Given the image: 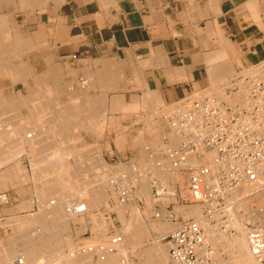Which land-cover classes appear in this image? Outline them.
<instances>
[{
	"label": "crops",
	"instance_id": "obj_1",
	"mask_svg": "<svg viewBox=\"0 0 264 264\" xmlns=\"http://www.w3.org/2000/svg\"><path fill=\"white\" fill-rule=\"evenodd\" d=\"M255 14L264 21V0H0V104L12 109L20 94L40 103L28 110H48L46 96L57 97L54 107L67 108L70 123L88 129L85 142L102 148L131 141L152 120L162 135L175 103L264 61ZM58 125L53 133L64 134Z\"/></svg>",
	"mask_w": 264,
	"mask_h": 264
},
{
	"label": "rangeland",
	"instance_id": "obj_2",
	"mask_svg": "<svg viewBox=\"0 0 264 264\" xmlns=\"http://www.w3.org/2000/svg\"><path fill=\"white\" fill-rule=\"evenodd\" d=\"M254 19H255V22L264 31V21H262L260 19V16L255 14ZM225 82H227V81L225 80ZM225 82H224V80H221V81H219V80L218 81H214L213 80V83H215L216 87H215V85L212 82H211L210 87L213 86V87L218 88L220 90V88H222V86H223V84H225ZM213 87L210 88V89H207V92H209V91L212 92L213 90H214L213 92H216V90H218V89H215V88L213 89ZM32 97H34L35 99L38 98V96H31V99H32ZM47 97H49V96H46V98ZM13 98L18 99L17 100L18 102L14 106V108H12L10 106V108H12L13 110L12 109H7V110H5V112H3L4 110L0 111V130H1V133L4 134V135H2L0 133V135H2L1 139H3L0 142V155L5 158V159H3L4 162H8L7 165L2 170H0V171L3 172L6 169H8V170H6L8 174H6V176L3 177L2 180L0 179L1 182H2V185L0 184V188H2L1 186H3V188L0 189V255H2V250L3 249H5V250L7 249V251H8V248H9V250H12V253L15 255V257L17 256V259L15 257L12 258V263L13 264H19V262H24V264H29V263H31L33 261V259L35 257H41L39 260L42 259L44 263H45V260H46L45 264H49L48 261L52 262L50 264H60L59 262H61V261H62L61 264H96V263L100 264L98 262L100 260L99 259L100 256L98 257V255H100L101 250H102L103 253L106 252V250H107V252L110 251L109 253L113 252L114 256L119 260V261H117L116 264H127L128 260L132 261V262L134 261L133 264H143V262L145 261L143 257H144L145 254H147L146 251H148V253H149V251L151 250V247H152L151 245L152 244L154 245L155 240L157 238L158 239L160 238V243L162 245H166V242H164L163 238H161V237L166 236L167 233L168 234L171 233L172 230H174L176 228V225H177L176 224V220H178V219H180V220H182V219H195L192 216L191 217H189V216L187 217V215H189V214H187L186 212H185L186 214H181L180 210H179L181 208H183V209H190L192 207L198 208L197 206L182 204L181 202H179V200L177 198V196H180V195L181 196H186V194H187V190H182V187L183 188L185 187V185H183V184H185V180H184L185 178L184 177H186V176L183 175V174H179L180 179L183 176L184 179L182 178L181 180H183L184 182L181 181V180H178L175 184H173L171 182L169 185H167V184L161 182V180L159 178H156L157 175H154V173L150 169L152 164L158 165L159 163H161L162 161H165L167 159V158H162L160 156V151L165 149L164 139L167 138V137L169 139H171V137H170L171 135L169 136L168 131H164V133L162 135H158L159 133L157 131H155L157 129L156 128L157 126L153 122V120L151 121L152 122V125H151L152 127L149 126V128L140 131L139 135H137L136 137H133L131 139V141H126L127 143H125V142L121 143L120 139L122 137H117L114 143L106 144V146L103 147L105 149H103L102 146L99 145L98 143L85 142L84 137L82 135L83 131L87 130L85 126H82V125L78 126L77 129L75 130V132L74 131L72 132V129H71V132H65L64 134L56 135V133H53V130H55V129L58 130L59 129L58 122L60 123V121H61L60 119H58V116H56L58 111H55V110L43 111L42 110L43 111L42 112V111H39V110H36V109L35 110H28V108H30V107L31 108L32 107H34V108L36 107L37 108V105L40 106L39 105L40 103L39 104H35L34 101H33V103L32 102H28V103L20 102L19 100L22 99V96L20 94L14 95ZM41 98H42V100L44 99V97H41ZM0 106H4V105L0 104ZM8 111L10 112V114L11 113H13V114L10 115ZM52 111H55V112L53 113ZM36 112L37 113L42 112V113H45V115L42 114L41 119H38V116H37ZM163 114H164V112H163ZM5 116H7V117H5ZM31 116H33L34 118L36 116V119H35L36 121L34 120V118L31 119ZM8 117H10V118H8ZM42 118H45V120L44 119L42 120ZM4 119H5V121H4ZM12 119H13V121H12ZM15 119H16V122L14 123ZM17 121H19L20 124H17ZM76 121H78V120H76ZM26 123H28V124H26ZM34 123H36V124H34ZM48 123H49V125H48ZM74 123H75V120H74ZM147 123H149V121ZM14 124H17L16 128L15 127L12 128L11 125L15 126ZM24 124L26 125L25 128L28 129L29 134L32 135L31 138L33 140H37L36 141L37 144H36V147H35L36 150H34V152L33 151L31 152V151L28 150V148H29L28 144L29 143H27L24 140H21L23 135L18 134V133H14V129H16V131H17L18 129H20L19 128L20 126L24 127L25 126ZM18 125H20V126H18ZM158 125L161 126V124H158ZM22 127H21V130L22 131H23V129L25 130V128H22ZM4 128H6V129H4ZM37 128H38V130H37ZM11 129H12V131H11ZM2 130L3 131L5 130V131L3 132ZM9 130L11 131V133H10ZM5 132H7V134ZM30 132H32V133H30ZM47 132H49V133H47ZM50 132L52 134H50ZM170 134H172V133H170ZM26 136H28V134ZM36 137L37 138L40 137L39 139L44 138L45 140L42 139L40 141L39 139H36ZM16 138L20 139L19 143H21L20 144L21 145L20 146L21 147V149H20L21 151L19 150V152L16 151V147H19V143H17V144L14 143L13 145L10 144V140L11 139H16ZM70 138H72V140ZM138 139H140V141ZM141 139H143V140H141ZM136 140H138V141H136ZM38 141H40V142L38 143ZM42 141L44 143H42ZM179 143H180V141H178L177 144H174L171 141V144H174L173 146H175V147L178 146ZM24 144H26L27 146L26 145L24 146ZM80 144L83 147H81ZM83 144H85V145H83ZM134 144H136V145L134 146ZM88 145L91 146V147H89ZM144 145H145L146 149H145ZM86 146L91 148V149L86 148ZM77 148H79V149H77ZM140 148H141V150H140ZM51 149H53V150H51ZM147 149L149 151H147ZM72 150L76 151V152H73ZM11 151H13V152H11ZM82 151H86V152H84L85 155H84V153H82ZM104 151H107L111 155H114V154H116V155H115V157H113L111 159H105L104 156H103L105 154ZM126 151H130L131 152L129 157L121 158V159H119L117 157V155H122ZM87 152H89V153H87ZM41 153H45V154L43 155ZM4 154H6V155H4ZM53 155H55V157H56V158L54 157L55 159H57V157H59V156H63L62 159H64V160H62V162L65 165L63 164V167H61L60 163H58V165H56V163H55L56 166L53 167L54 169L49 167L50 168L49 169L50 172H49L48 168H47V170L44 169V171L46 170L45 172L47 174L44 172L45 175H41L40 173L43 174V170L41 168H43L45 165H46L45 167H48L47 166V164H48L47 160H50V161L53 160V159H50V158H52L51 156H53ZM80 155H81V157L78 158V156H80ZM83 155L86 158H83L84 157ZM96 155H97V159H96ZM87 156L88 157H92V158H88ZM33 157L36 160L39 159L38 163ZM42 157H43V160H42ZM44 157H45V160H44ZM98 157L99 158L101 157L100 158L101 162H98L100 160ZM141 157H143V158L141 159ZM40 158H41V160H40ZM80 158L81 159H85L86 161H83ZM93 158L95 160H92ZM55 159L53 161H55ZM33 160H34V162H33ZM57 160L55 162H59V160L58 161ZM91 160H92V163L95 162L94 163L95 166L91 163ZM40 162L41 163L43 162L42 164L44 166L41 165ZM45 162L47 164H44ZM88 163H89V165L91 163V166L93 165L92 167H90V169H89ZM102 163H104V164H102ZM106 163L108 164L109 168L111 167L110 170L112 169L111 171L109 170L110 172L106 171V170H108L107 169L108 166H107ZM99 164H100L101 167L98 166ZM16 165H19V169L18 168H16V169L20 170V171L13 170V169H15ZM72 165H73V167H72ZM102 165H103V167H102ZM104 165L107 166L105 168V170H104ZM11 166L12 167L14 166V168L10 169ZM120 166H123L124 168L126 167L128 172H126V169H123L124 170L123 172H125V173H123V174H122V172L118 173L119 171H118L117 167H120ZM60 167L62 169H58ZM81 167H83V168H81ZM63 168H64V170H63ZM132 168L134 170H132ZM128 169H130V170H128ZM145 169H147V171ZM38 170L39 171L41 170V171L36 173V171H38ZM65 170L67 172H70V171L73 172L74 171L75 174L74 173L72 174V172H70V173L64 174L65 177H62V176H64L62 174L66 172ZM99 170H101V171H99ZM51 171H53V172H51ZM114 171H115V173H114ZM18 172H21V173H19L20 175L18 174ZM23 172H25V174ZM100 172H102V173H100ZM16 173H17V175H16ZM59 173H61V174H59ZM99 173H100V175L102 177L99 175ZM106 173L107 174L109 173V175H104ZM10 174H11V176L9 177ZM23 174L25 175L24 178H23V176H24ZM39 174L42 176L41 178H39V176H40ZM78 174H79V176H78ZM119 174H120V176H119ZM50 175H52L53 177L52 178L49 177ZM57 175L59 176V178H58ZM96 175H98L101 178H99L98 176H97L98 177L97 178ZM127 175L131 176V178L128 177ZM37 176H38L39 179L37 178ZM68 176L70 178L69 180H68ZM150 176L151 177L153 176V178H151ZM6 177H8V178H6ZM17 177H19V178H17ZM76 177L78 179H76ZM124 177L126 179H124ZM25 178H27V179H25ZM49 178H51L52 180L49 179ZM64 178H66L67 179V180L65 179L66 182L70 183V184L67 185V183H64L65 182ZM80 178H82L83 180L80 179ZM105 178H107V179H105ZM121 178H123V179H121ZM141 178L142 179H146L147 178L148 181L150 179H152V180L149 181V182H151V184H150L151 188H150V191H149L150 192L149 193V197H150V199H152L154 197L155 200L153 199L151 203L148 202L149 198H146V199L141 198V197L140 198L139 197L135 198V192H137V186H136L137 184L136 183H139V181H141ZM22 179H23L24 182L22 181ZM55 179H58V180H55ZM73 179H75V180L73 181ZM92 179H94V180H92ZM100 179H101L102 183H100ZM103 179L105 181H102ZM25 180H27V181H25ZM38 180H40V181H38ZM62 180H64V182ZM119 180H121V183H120ZM48 181H50V182H48ZM60 181H61V183L63 182V184H60ZM70 181H72V182H70ZM75 181H76L77 184L75 183ZM108 181H110L111 184ZM180 181H181V183L182 182L183 183L181 184V188L179 189L177 187V183L180 182ZM82 182H83V184H82ZM84 182L86 184H84ZM87 182H90V183H87ZM106 182H107V184H105ZM154 182H158L159 184H161L166 189V194L168 193L169 195L167 194L168 196L166 195V197H162L160 199H157V197L155 198V196H154L155 195V191H154V187H153L154 186ZM133 183H135V184H133ZM64 184H66L67 186H69V185L72 186V189H70L71 188L70 186L69 187L65 186V188H64ZM98 184H100V185L104 184V185H101L102 186L101 187ZM49 185H51V186L49 187ZM73 185H75V186H73ZM106 185L108 187H106ZM46 186H48V187H46ZM56 186H58V187H56ZM90 186H95L94 189L100 187V188L96 189L97 193L100 194V195H98L99 199L97 198L98 201H95L96 202L95 203V207L93 206L91 209L86 204L87 197H85L86 192L84 191V188H89ZM109 186H111V190H113L112 192H111ZM129 186H131V187H129ZM168 186H170L171 188H168ZM53 187H55V188H53ZM74 187H75V191L73 190ZM50 189H51V191H50ZM128 189H130V190H128ZM79 190L81 191V194L82 193L83 194L79 195V197H78L76 192H80ZM64 191H66V192H64ZM105 191H106V194H105ZM57 192H59V193H57ZM60 192H61V194H60ZM117 192H120V193H117ZM130 192H133L134 194L130 193ZM43 193H45V194L43 195ZM103 194H104V196H103ZM41 195H43L44 197H46L48 195H50V196H48V198L45 199ZM127 195H128L129 199H127ZM53 196H55V197L53 198ZM80 196H83L84 198L83 197L81 198ZM3 197L5 199H3ZM76 197L79 198V199H77ZM69 198H70V202L72 201V203H68V199ZM64 200H65L66 203L64 202ZM114 200H115L116 204L118 203L117 205H114V203H115ZM156 200H158V201L156 202ZM49 201L51 203H56L57 202V204H58V202L62 201L60 203H63L61 205L63 207H65V210L68 213V214L65 215V217H67V219H70L73 215H75V216L79 215L80 217L79 216L78 217H79V219H81V221L67 220L66 221L67 225H64L63 224L64 221H62L61 224H60L59 221L57 222L56 219H58V218L55 217L56 214H49V216L51 215L50 217L49 216L48 217L45 216L44 213L40 214V212L42 213V212H44V211L46 212L48 210V209H46V205L50 206L49 205L50 204ZM45 203H47V204H45ZM80 203L82 204V206L85 207L86 211H84L82 213H80L78 211L74 212L76 206L80 205ZM135 203H136V205H135ZM146 203H148V204L146 205ZM21 204L25 205L26 207L22 206ZM18 205L21 206V209H20V207ZM27 205L29 206L28 208H27ZM112 205H114V206L112 207ZM23 207H25V209ZM175 207L178 208L177 209L178 211L176 210ZM22 209H23V211H22ZM124 210H125V212H124ZM146 210L147 211L149 210L151 212V214H150L149 211H148L149 212L148 213ZM155 210L159 211L160 213L155 211ZM50 211H53V209H51ZM36 212L37 213L39 212V213L37 214ZM135 212H137V213H135ZM200 213H201V211H200V207H199V215L196 216V217H198V219H199L200 216H202L201 215L202 213L201 214ZM33 214H35V215H33ZM141 214H142V216H141ZM146 214H147V216H146ZM149 214H150V216H149ZM32 215L34 217L38 218V220H39L38 223L41 222L40 224L37 223L35 225L36 227L34 226L36 231H33L34 228H33V230H31L30 223H29L30 221L26 220L27 218H31ZM158 215H161V216L159 217ZM33 216H32V218H33ZM42 216H43V218H41ZM22 218L25 219V221L23 222L24 227H23L22 230L21 229H19V230H21L23 232L18 230L17 223H15V221L17 219H22ZM52 218H54V219H52ZM82 218H83V220H82ZM124 218H126V220ZM146 218H147V220H146ZM157 218H159L161 220V222ZM139 219H141V220H139ZM164 219H166V220H164ZM7 220H11V222H9ZM53 220H55L57 223H59V224H57L58 226L54 225V224H56V222H53ZM158 220H159V222H158ZM137 221H138V223H137ZM140 221L144 222V223L141 224ZM155 221H156V223H155ZM6 222H8V223H6ZM66 222H65V224H66ZM157 222L159 224L158 228H157V226H158ZM163 222H164V224L168 223V225H165V226L170 227V230L162 231L163 225H164V224H162ZM243 222H244V220H243ZM127 223H130V226L127 225ZM145 223H146V225H145ZM154 223L157 226H155ZM160 223L162 224V226H160L161 225ZM8 224H10L11 226L8 225ZM149 224H151V225H149ZM49 225H51V227ZM53 225L56 226L57 229L54 228ZM12 226L13 227L16 226V229H15V227L13 228ZM45 227H48L47 229H50L52 231L47 230ZM58 227H60V229ZM84 227H85V229H84ZM154 227L156 229H158L160 232L158 230H156ZM210 227H212V229L219 230V229H217V227H215L212 224H210ZM83 229H84V231H83ZM212 229L210 230L211 234L214 232V230H212ZM38 231H39V233H38ZM18 232H20L21 234L18 233ZM41 232H45V233H41ZM121 233H123L122 234L123 236L121 235ZM125 234H126V236H125ZM225 234L228 235L230 233L229 232H225ZM24 236L26 238L25 241L31 246L29 253H25L24 252V246L23 245H19L18 244L19 246H16V245H13V242H12V240L17 242L21 238H23ZM37 236H41V237H44V238H45V236L48 237V238H45V239H49L50 238L49 236H51V238L53 239V242L49 243V245H47V248H45L46 249L45 251L41 250V248L39 249L38 247L36 248V246H35L37 241H39V240H37ZM41 237H38V238H41ZM122 237H124L123 241H122ZM152 237L154 238L153 239L154 241L152 240ZM117 238H118V240H117ZM6 241L7 242L9 241V242L7 243ZM96 242H98L99 244H96ZM122 242H124V243L122 244ZM52 244H54V245H52ZM3 246H4V248H3ZM10 247H15V248H13L14 249L13 250V249H10ZM119 247H120V249H119ZM103 249H106V250H103ZM118 249H119V251H118ZM47 251L48 252L51 251L52 253L55 252L54 256H52V254L48 253ZM10 252L11 251H9V253ZM167 253H168V251H167ZM44 254H47V255H44ZM80 255H81V257H80ZM48 256L50 258H47ZM101 256H102V253H101ZM57 257H59V259ZM0 258H1V256H0ZM53 259H55L56 263H55V261ZM59 260H61V261H59ZM25 262H27V263H25ZM252 264H254V262Z\"/></svg>",
	"mask_w": 264,
	"mask_h": 264
},
{
	"label": "built area",
	"instance_id": "obj_3",
	"mask_svg": "<svg viewBox=\"0 0 264 264\" xmlns=\"http://www.w3.org/2000/svg\"><path fill=\"white\" fill-rule=\"evenodd\" d=\"M165 121L168 133L181 138L177 147L165 138L160 151L186 176L187 194L177 198L202 212L198 220H176V228L164 236L171 264H210L215 252L206 237L210 224L234 236L232 224L239 217L253 257L264 264V61L237 73L219 91L203 90L178 101ZM153 187L157 199L166 197L161 184ZM247 203V211L239 208ZM76 211L86 210L77 205Z\"/></svg>",
	"mask_w": 264,
	"mask_h": 264
},
{
	"label": "bare ground",
	"instance_id": "obj_4",
	"mask_svg": "<svg viewBox=\"0 0 264 264\" xmlns=\"http://www.w3.org/2000/svg\"><path fill=\"white\" fill-rule=\"evenodd\" d=\"M9 37V36H8ZM6 40V39H5ZM7 45V44H6ZM20 48V47H19ZM21 49V48H20ZM23 49V48H22ZM24 52H25V50H24ZM17 53V52H16ZM10 55V54H9ZM8 55V56H9ZM9 60V59H8ZM6 61V60H5ZM7 63V62H6ZM148 63V62H147ZM146 63V64H147ZM8 65H10V64H8ZM8 65H6V66H8ZM2 67H4L3 65H1L0 66V68H2ZM87 68V67H86ZM112 68V67H111ZM144 68V67H143ZM6 69H8V68H6ZM89 69V68H88ZM218 69V68H217ZM216 69V70H217ZM225 69V68H224ZM228 69V68H227ZM13 70V69H12ZM87 70V69H86ZM216 70H214V71H216ZM89 72H90V70H88ZM214 71L213 72H210L211 73V76H212V73H214ZM225 71V70H224ZM12 72H14L13 74L14 75H16L15 73V71H12ZM88 72V73H89ZM101 72V71H100ZM138 72V71H137ZM217 72V71H216ZM216 72H215V75H217L216 74ZM223 72V71H222ZM10 73V72H9ZM86 73V72H85ZM87 73V74H88ZM98 73V72H97ZM139 73V72H138ZM10 74H12V73H10ZM86 74V75H87ZM222 74V73H221ZM9 75V74H8ZM7 75V76H8ZM88 75H90V74H88ZM214 75V76H215ZM218 76L220 77V74H218ZM224 76V75H223ZM17 75H16V77H14V79H16L17 80ZM93 77V76H92ZM213 77V76H212ZM90 78H91V76H90ZM221 78V77H220ZM225 78V77H224ZM96 79V78H95ZM137 79V78H136ZM214 79V78H213ZM216 79L218 80V78L215 76V81H216ZM73 81V80H72ZM99 81V80H98ZM134 81V80H133ZM138 81V80H137ZM212 81V80H211ZM221 81V80H220ZM136 82V81H135ZM225 82V81H224ZM212 83H213V81H212ZM226 83V82H225ZM107 84H108V82H107ZM214 85H215V83H213ZM217 84V83H216ZM45 85H47V84H45ZM109 85V84H108ZM107 85V86H108ZM76 86V85H75ZM143 86V85H142ZM222 86V85H221ZM39 87V86H38ZM66 87V86H65ZM104 87H106V86H104ZM213 87V86H212ZM211 87V88H212ZM215 87H216V85H215ZM215 87H213V89L215 88ZM46 89V88H45ZM97 89V88H96ZM108 89H109V87H108ZM215 89H218V88H215ZM221 89V88H220ZM49 90V89H48ZM219 90V89H218ZM218 90H216V91H218ZM214 91V90H213ZM212 91V92H213ZM45 92V91H44ZM88 92V91H87ZM209 92H211V91H209ZM53 93V92H52ZM52 93H50V94H52ZM45 94H46V92H45ZM48 94V93H47ZM54 94H57V93H55L54 92ZM53 94V95H54ZM87 94V93H86ZM153 94V93H152ZM151 94V95H152ZM86 96V95H85ZM104 96H105V94H104ZM67 97V96H66ZM119 97V96H118ZM151 97V96H150ZM154 97V96H153ZM1 99H0V103H5L4 102V100L2 99V97H0ZM48 98V99H47ZM46 99H47V101L45 102V103H48V110L50 109V110H55V111H58V113H57V115L56 116H58L59 118L58 119H60L61 120V122H60V127L61 128H63V130H65L66 132H71V129H72V132L74 131L75 132V130H76V127H74V126H76V124H78V122H75L76 124H71L70 122H71V120L72 119H76V117H75V115H73V114H70V111L67 109V108H64V106L62 105H58V107H54V105L55 104H59L58 103V98L56 97V99L54 98V97H52V96H50L49 95V97H47ZM70 99V98H69ZM73 99V98H72ZM103 99V98H102ZM116 99V98H115ZM114 99V100H115ZM123 99V98H122ZM145 99V98H144ZM33 100V99H32ZM44 100V99H43ZM74 100V99H73ZM104 100V99H103ZM119 100V99H118ZM124 100V99H123ZM133 100V99H132ZM148 100V99H147ZM152 100H154V99H152ZM78 101V100H77ZM76 101V99H75V102H77ZM106 101V100H105ZM135 101V100H134ZM37 102V101H36ZM95 102V101H94ZM139 102V101H138ZM137 102V103H138ZM141 102H143V99H142V101ZM146 102H148V101H145L144 102V104L146 103ZM149 102H150V99H149ZM158 102V101H157ZM160 102V101H159ZM73 103V102H72ZM79 103V102H78ZM17 104V102H12V104H10L9 105V107L10 106H15ZM103 104V103H102ZM115 104V103H114ZM131 104V107H132V105L134 106L135 104H132V102L130 103ZM148 104V103H147ZM147 104L145 105V106H147ZM45 105V104H44ZM96 105H97V103H96ZM95 105V106H96ZM153 105V104H152ZM38 106V105H37ZM47 106V105H46ZM138 106V105H137ZM142 106V105H141ZM144 105H143V107H145ZM66 107V106H65ZM118 107V106H117ZM135 107V106H134ZM151 107V106H150ZM153 107V106H152ZM8 109V106L7 107H5V106H3V109L2 110H4L3 112H5V110H7ZM43 108V107H42ZM133 108V107H132ZM142 108V107H141ZM44 109V108H43ZM58 109V110H57ZM116 109V108H115ZM2 110H0V111H2ZM13 110V109H12ZM21 110V109H20ZM47 109H44L43 111H46ZM118 110V109H117ZM142 110H143V108H142ZM150 110H151V108H150ZM169 110V109H168ZM39 111H42V110H39ZM42 111V112H43ZM55 111H52L53 113L55 112ZM77 111V110H76ZM93 111H95L94 109H93ZM92 111V112H93ZM101 111H102V109H101ZM115 111V110H114ZM126 111H127V109H126ZM125 111V112H126ZM163 111V110H162ZM9 112V111H8ZM7 112V113H8ZM42 112H39V113H41V114H38L37 112V116H38V119H41V117H42V114H44L45 115V113H42ZM116 112V111H115ZM138 112V111H137ZM155 112V111H154ZM167 112H169V111H167ZM47 113V112H46ZM81 113V112H80ZM100 113V112H99ZM148 113H150L151 114V112H148ZM162 113V112H161ZM9 114H10V112H9ZM8 114V115H9ZM11 114H13V113H11ZM10 114V115H11ZM21 114V113H20ZM79 114V113H78ZM77 114V115H78ZM84 114V113H83ZM105 114V113H104ZM150 114H149V116H150ZM17 115V114H16ZM153 116L155 115V113L154 114H152ZM151 115V116H152ZM13 116V115H12ZM92 116V115H91ZM147 116H148V114H147ZM3 117V116H2ZM1 117V118H2ZM5 117H7V116H5ZM11 117V116H10ZM10 117H8V118H10ZM22 117V116H21ZM46 117V116H45ZM51 117V116H50ZM74 117V118H73ZM103 117V116H102ZM105 117V116H104ZM131 117V116H130ZM157 117V116H156ZM15 118V117H14ZM20 118V117H19ZM18 118V119H19ZM34 117L33 116H31V119H33ZM94 118V117H93ZM92 118V119H93ZM36 119V116H35V118H34V120ZM45 120V118H42V120ZM97 119H99V118H97ZM103 119H105V118H103ZM153 119V118H152ZM49 120V119H48ZM78 120V119H77ZM94 120V119H93ZM123 120V119H122ZM159 120H161V119H159ZM4 121H5V119H4ZM10 121V120H9ZM12 121H13V119H12ZM36 121V120H35ZM34 121V122H35ZM116 122L115 123H117V120H115ZM16 122V119H15V121H14V123ZM22 122V121H21ZM30 122V121H29ZM42 122V121H41ZM157 122V121H156ZM159 122V121H158ZM37 123V122H36ZM36 123H34V124H36ZM39 123V122H38ZM59 123V122H58ZM90 123V122H89ZM88 123V124H89ZM91 123H93V121L91 122ZM118 123H121V122H118ZM152 123V122H151ZM12 124V123H11ZM17 124H20V122L19 121H17ZM17 124H14L15 126H13V125H11L12 126V128L13 127H15L16 128V125ZM26 124H28V123H26ZM25 125V124H24ZM44 125V124H43ZM48 125H49V123H48ZM47 125V126H48ZM52 125V124H51ZM72 125V126H71ZM152 125V124H151ZM18 126H20V125H18ZM17 126V127H18ZM87 126V125H86ZM119 126V125H118ZM155 126V125H154ZM160 126V125H159ZM8 127V126H7ZM21 127L22 126H20L19 128L20 129H18L17 131H16V129H14V132H19V133H21V135H23L22 136V139L21 140H24V141H26L27 143H29L28 144V146H29V148L28 149H31V148H34V147H36V144H37V140H33L31 137H32V135L31 134H29V132H28V129H26L25 127H26V125L24 126V127H22V128H25V130L23 129V131L21 130ZM45 127V126H44ZM152 127V126H151ZM43 128V127H42ZM4 129H6V128H4ZM34 129V128H33ZM38 129V128H37ZM57 130V129H56ZM88 130V129H87ZM5 131V130H4ZM3 131V132H4ZM10 131V130H9ZM11 131H12V129H11ZM11 131H10V133H11ZM21 131V132H20ZM25 131V132H24ZM55 131V130H54ZM156 131V130H155ZM35 132V131H34ZM46 132V131H45ZM56 132V131H55ZM1 133V132H0ZM6 134H7V132H5ZM24 133V134H23ZM30 133H32V132H30ZM47 133H49V132H47ZM2 135H4L3 133H1ZM28 134V136H26ZM34 134V133H33ZM43 134V133H42ZM41 134V135H42ZM50 134H52L51 132H50ZM67 134V133H66ZM71 134V133H70ZM35 135V134H34ZM37 135V134H36ZM55 135V134H54ZM152 135V134H151ZM171 135V136H170ZM169 136L171 137V141L174 143V144H177L178 143V141H180V143H181V138H180V135H178V134H176V133H172V134H169ZM21 137V136H20ZM140 137V136H139ZM40 138V137H39ZM39 138H37L36 137V139H39ZM50 138V137H49ZM42 139H44V138H42ZM42 139H39L40 141L42 140ZM71 140H72V138H70ZM12 140V139H11ZM19 140L20 139H15V140H13V144L15 143V144H17V143H19ZM45 140V139H44ZM43 140V141H44ZM47 140V139H46ZM123 140L124 141H126L127 139H124L123 138ZM139 141H140V139H138ZM138 140H136V141H138ZM141 140H143V139H141ZM150 140V139H149ZM23 141V142H24ZM40 141H38V143L40 142ZM42 141V143H44ZM50 142V141H49ZM52 142V141H51ZM74 142V141H73ZM26 143V144H27ZM41 143V144H42ZM46 143V142H45ZM125 143H127V142H125ZM148 143V142H147ZM179 143V144H180ZM21 143H19V149H16V151H18L19 152V150L21 149V145H20ZM26 144H24V146L26 145ZM33 144V145H32ZM150 144V143H149ZM174 144H171L172 145V147H175V146H173ZM44 145V144H43ZM81 145V144H80ZM83 145H85V144H83ZM136 144H134V146H135ZM141 145V144H140ZM27 146V145H26ZM89 146V145H88ZM149 146V145H148ZM49 147V146H48ZM81 147H83L82 145H81ZM89 147H91V146H89ZM89 147H87L86 146V148H89ZM144 147H145V145H144ZM152 147V146H151ZM163 147V146H162ZM177 147V146H176ZM39 148V147H38ZM37 148V149H38ZM57 148V147H56ZM153 148V147H152ZM46 149V148H45ZM77 149H79V148H77ZM89 149H91V148H89ZM145 149H146V147H145ZM27 150V149H26ZM34 150V149H33ZM51 150H53V149H51ZM140 150H141V148H140ZM21 151V150H20ZM23 151V150H22ZM41 151V150H40ZM49 151V150H48ZM73 151V150H72ZM87 151V150H86ZM86 151H82V153H84V152H86ZM11 152H13V151H11ZM53 152V151H52ZM73 152H76V151H73ZM48 153V152H47ZM81 153V152H80ZM87 153H89V152H87ZM86 153V154H87ZM149 153V152H148ZM19 154V153H18ZM33 154V153H32ZM41 154H45V153H41ZM40 154V155H41ZM51 154V153H50ZM53 154V153H52ZM99 154V153H98ZM144 154V153H143ZM4 155H6V154H4ZM12 155V154H11ZM36 155V154H35ZM48 155V154H47ZM56 155V154H55ZM55 155H53V156H51L52 158H50V159H55L56 157H55ZM84 155H85V153H84ZM83 155V156H84ZM94 155V154H93ZM102 155V154H101ZM49 156V155H48ZM89 156V155H88ZM87 156V157H88ZM46 157V156H45ZM45 157H44V160H45ZM55 157V158H54ZM65 157V156H64ZM79 157H81V155L80 156H78V158ZM34 158V157H33ZM48 158V157H47ZM46 158V159H47ZM63 158V156H59V157H57V159L59 160V162H55L57 159H55V161H53V160H47L48 161V164L45 162L44 164H47V166L48 167H45L41 162V165H43L44 167L43 168H41L42 170H43V174L42 173H40L41 175H45L44 174V172L47 170V168H48V170L50 169L49 167H51L52 169H54L53 167L54 166H56V165H58V163H60L61 164V167H63V162H62V160H64V159H62ZM83 158H86L85 156L83 157ZM88 158H92V157H88ZM99 158V157H98ZM101 158V157H100ZM99 158V159H100ZM143 157H141V159H142ZM5 159V158H4ZM35 159V158H34ZM81 159V158H80ZM96 159H97V155H96ZM98 159V160H99ZM36 160V159H35ZM39 160V159H38ZM38 160H36L37 161V163H38ZM40 160H41V158H40ZM42 160H43V157H42ZM57 160V161H58ZM61 160V161H60ZM81 160H83V161H86L85 159H81ZM90 160V159H89ZM92 160H95L94 158L92 159ZM92 160H91V163H92ZM137 160V159H136ZM78 161V160H77ZM33 162H34V160H33ZM51 162V163H50ZM89 162V161H88ZM98 162H101V159L98 161ZM104 162V161H103ZM3 163H4V160L1 162L0 161V166H2L3 165ZM55 163H56V165H55ZM78 163V162H77ZM91 163H90V165H89V163H88V165H89V169H90V167H92L93 165H94V163H92L93 165L91 166ZM105 163V162H104ZM104 163H102V164H104ZM75 164V163H74ZM80 164V163H79ZM107 164V163H106ZM65 165V164H64ZM40 166V165H39ZM95 166V165H94ZM99 167H101L100 166V164L98 165ZM107 166H108V164H107ZM106 165H104V170H105V168L107 167ZM141 166V165H140ZM151 166V165H150ZM149 166V167H150ZM37 167V166H36ZM41 167V166H40ZM58 168V169H62V168ZM67 167V166H66ZM72 167H73V165H72ZM102 167H103V165H102ZM128 167V166H127ZM138 167V166H137ZM145 167V166H144ZM12 168H14V166L12 167L11 166V168L10 169H12ZM16 168H18L19 169V165H16L15 166V169H13V170H17ZM25 168V167H24ZM39 168V167H38ZM79 168V167H78ZM81 168H83V167H81ZM97 168V167H96ZM111 168V167H110ZM110 168H109V166H108V170H106V171H109L110 170ZM147 168V167H146ZM9 169V170H10ZM40 169V168H39ZM44 169H46L45 171H44ZM117 169H118V173H120V172H122V174L123 173H125V172H123L124 170L123 169H126V172H128L127 171V168L125 167H123V166H120V167H117ZM136 169V168H135ZM151 170H152V172L154 173V175H157V177L156 178H159L160 180H161V182H163V183H165V184H167V185H169L171 182L173 183V184H175L178 180H181L182 178H183V176H182V178L180 179V177H179V173L176 171V170H174L173 168H172V166H171V162L168 160H165V161H163L162 163H160V165H156V164H152V166H151V168H150ZM6 170H8V169H6ZM0 171V179L2 180L3 179V177H5L6 176V174H8L7 173V171ZM12 170V171H13ZM63 170H64V168H63ZM67 170V169H66ZM65 170V171H66ZM85 170V169H84ZM92 170V169H91ZM112 170V169H111ZM110 170V171H111ZM128 170H130V169H128ZM132 170H134L133 168H132ZM146 171H147V169H145ZM17 171H20V170H17ZM16 171V172H17ZM41 171V170H40ZM39 170L38 171H36V173L37 172H40ZM61 171V170H60ZM68 171V170H67ZM65 172V173H63L62 175H64V174H66V173H70V172H72V171H70V172ZM97 171V170H96ZM99 171H101V170H99ZM109 171V172H110ZM144 171V170H143ZM2 172V173H1ZM10 172V171H9ZM14 172V171H13ZM49 172H50V170H49ZM51 172H53V171H51ZM56 172V171H55ZM58 172V171H57ZM81 172V171H80ZM79 172V173H80ZM85 172V171H84ZM104 172V171H103ZM145 172V171H144ZM143 172V173H144ZM151 172V171H150ZM15 173V172H14ZM19 173H21V172H18V174ZM24 174H25V172H23ZM46 173V172H45ZM74 173V171L72 172V174ZM100 173H102V172H100ZM100 173H99V175H100ZM114 173H115V171H114ZM132 173V172H131ZM134 173V172H133ZM146 173V172H145ZM23 174V175H24ZM39 174V175H40ZM47 174V173H46ZM51 174V173H50ZM59 174H61V173H59ZM71 174V175H72ZM75 174V173H74ZM16 175H17V173H16ZM20 175V174H19ZM38 175V176H39ZM39 176V178H41L42 176ZM88 175V174H87ZM104 175H109V173L107 174H104ZM130 175V174H129ZM135 175V174H134ZM145 175V174H144ZM11 176V174L9 175V177ZM38 176H37V178H38ZM56 176V175H55ZM58 176V175H57ZM78 176H79V174H78ZM83 176V175H82ZM89 176V175H88ZM93 176V175H92ZM91 176V177H92ZM98 175H96V177H97ZM101 176V175H100ZM119 176H120V174H119ZM128 176V175H127ZM146 176V175H145ZM144 176V177H145ZM159 176V177H158ZM25 177V175L23 176V178ZM48 177V176H47ZM49 177H53L52 175H50ZM62 177H65V175L64 176H62ZM85 177V176H84ZM90 177V178H91ZM99 177V176H98ZM97 177V178H98ZM102 177V176H101ZM101 177H99V178H101ZM111 177V176H110ZM122 177V176H121ZM128 177H130L131 178V176H128ZM141 177V176H140ZM151 177V176H150ZM6 178H8V177H6ZM5 178V179H6ZM17 178H19V177H17ZM38 178V179H39ZM51 178H49V179H51ZM58 178H59V176H58ZM61 178V177H60ZM87 178V177H86ZM93 178V177H92ZM108 178V177H107ZM107 178H105V179H107ZM151 178H153V176L151 177ZM25 179H27V178H25ZM45 179V178H44ZM47 179V178H46ZM54 179V178H53ZM66 178H64V180H65ZM70 178H69V176H68V180H69ZM80 179H82V178H80ZM89 179V178H88ZM87 179V180H88ZM121 179H123V178H121ZM124 179H126L125 177H124ZM129 179V178H128ZM135 179V178H134ZM184 179V178H183ZM1 180H0V184L2 185V182H1ZM7 180V179H6ZM35 180V179H34ZM41 180V179H40ZM40 180H38V181H40ZM52 180V179H51ZM55 180H58V179H55ZM64 180H62L63 182H64ZM67 180V179H66ZM66 180H65V182L64 183H67L66 182ZM72 180V179H71ZM75 179H73V181H74ZM83 180V179H82ZM85 180V179H84ZM92 180H94V179H92ZM117 180V179H116ZM150 180H152V179H150ZM149 180V181H150ZM185 180V179H184ZM22 181H23V179H22ZM25 181H27V180H25ZM37 181V180H36ZM47 181V180H46ZM86 181V180H85ZM96 181V180H95ZM102 181H105L104 179L102 180ZM120 181V183H121V180H119ZM118 181V182H119ZM126 181V180H125ZM128 181V180H127ZM148 180H147V178L146 179H142L141 178V181H139V183H136L137 185V192H135V198L136 197H141V198H144V199H146V198H149L150 199V197H149V191H150V184H151V182H149ZM181 181H183V180H181ZM24 182V181H23ZM48 182H50V181H48ZM63 182L61 183V181H60V184H63ZM70 182H72V181H70ZM108 182H110V181H108ZM117 182V183H118ZM130 182V181H129ZM138 182V181H137ZM184 182V181H183ZM182 182V183H183ZM75 183H76V181H75ZM79 183V182H78ZM87 183H90V182H87ZM100 183H102L101 182V179H100ZM182 183H180V184H182ZM187 183V182H186ZM5 184V183H4ZM3 184V185H4ZM21 184V183H20ZM55 184V183H54ZM68 184H70V183H67V185ZM77 184V183H76ZM82 184H83V182H82ZM84 184H86L85 182H84ZM95 184V183H94ZM105 184H107V182L105 183ZM110 184H111V182H110ZM113 184V183H112ZM133 184H135V183H133ZM47 185V184H46ZM66 184H64V188H65V186H67ZM81 185V184H80ZM98 185H100V184H98ZM101 185H104V184H101ZM100 185V186H101ZM109 185V184H108ZM183 185H185L186 186V184H183ZM5 186V185H4ZM51 185H49V187H50ZM60 186V185H59ZM70 186V185H69ZM69 186H67V187H69ZM73 186H75V185H73ZM79 186V185H78ZM88 186V185H87ZM132 186V185H131ZM131 186H129V187H131ZM174 186V185H173ZM2 188H3V186H1ZM46 187H48V186H46ZM56 187H58V186H56ZM71 188L70 189H72V186H70ZM80 187V186H79ZM94 187L95 186H90L89 188H84V191L86 192V195H85V197H87V202H86V204L88 205V207L91 209L93 206L95 207V201H98L97 200V198H98V195H100V194H98L97 193V191H96V189H98V188H100V187H98V188H95L94 189ZM102 187V186H101ZM106 187H108L107 185H106ZM110 187V190H111V186H109ZM2 188H0V189H2ZM53 188H55V187H53ZM52 188V189H53ZM78 188V187H77ZM76 188V189H77ZM81 188V187H80ZM114 188V187H113ZM168 188H171L170 186H168ZM175 188V187H174ZM185 188V189H184ZM182 187V190H186V187ZM57 189V188H56ZM62 189V188H61ZM82 189V188H81ZM80 189V190H81ZM104 189V188H103ZM107 189V188H106ZM131 189V188H130ZM130 189H128V190H130ZM173 189V188H172ZM47 190V189H46ZM58 190V189H57ZM63 190V189H62ZM65 190V189H64ZM73 190L75 191V187L73 188ZM79 190V191H80ZM102 190V189H101ZM118 190V189H117ZM50 191H51V189H50ZM53 191V190H52ZM113 190H111V192H112ZM136 191V190H135ZM169 191V190H168ZM44 192V191H43ZM47 192V191H46ZM45 192V193H46ZM54 192V191H53ZM64 192H66V191H64ZM68 192V191H67ZM99 192V191H98ZM170 192V191H169ZM173 192V191H172ZM177 192V191H176ZM45 193H43V195L45 194ZM52 193V192H51ZM57 193H59V192H57ZM77 193V196L79 197V195H82L81 194V191L80 192H76ZM102 193V192H101ZM108 193V192H107ZM117 193H120V192H117ZM130 193H133V192H130ZM182 193V192H181ZM185 193V192H184ZM249 193V190H245V192H244V195H247ZM49 194V193H48ZM60 194H61V192H60ZM105 194H106V191H105ZM134 194V193H133ZM168 194V193H167ZM166 194V195H167ZM183 194V193H182ZM43 195H41L42 197H44ZM169 195V194H168ZM167 195V196H168ZM48 196H50V195H48ZM48 196H46V197H44L45 199L46 198H48ZM65 196V195H64ZM84 196V195H83ZM83 196H80L81 198L83 197ZM102 196V195H101ZM103 196H104V194H103ZM112 196V195H111ZM155 196V195H154ZM172 196V195H171ZM55 196H53V198H54ZM68 198V197H67ZM72 198V197H71ZM77 198V197H76ZM84 198V197H83ZM101 198V197H100ZM119 198V197H118ZM124 198V197H123ZM155 198H156V196H155ZM3 199H5L4 197H3ZM50 199V198H49ZM62 199V198H61ZM66 199V198H65ZM77 199H79V198H77ZM99 199V198H98ZM103 199V198H102ZM101 199V200H102ZM117 199V198H116ZM127 199H129V198H127ZM148 199V202H152V200L154 199V197L152 198V199H150L149 200ZM86 200V199H85ZM119 200V199H118ZM142 200V199H141ZM155 200V199H154ZM42 201V200H41ZM54 201V200H53ZM52 201V202H53ZM117 201V200H116ZM147 201V200H146ZM158 200H156V202H157ZM39 202V201H38ZM46 202V201H45ZM48 202V201H47ZM50 202V201H49ZM60 202H62V201H60ZM60 202H58V204H57V202L56 203H51L50 202V206H48V205H46V209H48L46 212L44 211V212H40V214H43L44 213V215L45 216H49V214H56V216L55 217H57L58 219H56L57 220V222L59 221L60 222V224L62 223V221H64L63 222V224L64 225H67V220H74V221H81V219H79V217L78 216H75V215H73L70 219H67V217H65V215L66 214H68L67 213V211L65 210V207H63L61 204H63V203H60ZM64 202H65V200H64ZM114 202H115V200H114ZM118 202V201H117ZM154 202V201H153ZM162 202V201H161ZM260 203H262V201H259ZM42 203V202H41ZM66 203V202H65ZM68 203H72V201L70 202V198L68 199ZM74 203V202H73ZM165 203V202H164ZM44 204V203H43ZM45 204H47V203H45ZM118 204V203H117ZM116 204V202L114 203V205H117ZM148 203H146V205H147ZM22 205V204H21ZM80 205H82L81 203H80ZM114 205H112V207L114 206ZM134 205V204H133ZM135 205H136V203H135ZM151 205V204H150ZM164 205V204H163ZM19 207H20V209H21V206L20 205H18ZM22 206H25V205H22ZM53 206V207H52ZM26 207V206H25ZM25 207H23L24 209H25ZM29 206L27 205V208H28ZM123 207V206H122ZM117 208V207H116ZM148 208V207H147ZM176 208V207H175ZM239 208H242L244 211H247L248 209H250V205H249V203H247L246 205H242V206H240ZM18 209V208H17ZM51 209H53V211H50ZM115 209V208H114ZM178 208H176V210H177ZM19 210V209H18ZM27 210V209H26ZM74 210V209H73ZM160 210V209H159ZM180 210V213L181 214H189V215H187V217L189 216V217H194L196 220H198V217H196V216H198L199 215V207L198 208H196V207H192V208H190V209H183V208H181V209H179ZM22 211H23V209H22ZM147 211V210H146ZM149 211V210H148ZM147 211V212H148ZM155 211H157V210H155ZM178 211V210H177ZM200 211H201V209H200ZM38 212V213H39ZM122 212V211H121ZM124 212H125V210H124ZM123 212V213H124ZM150 212V211H149ZM148 212V213H149ZM157 212H159V211H157ZM186 212V213H185ZM37 213V212H36ZM37 213V214H38ZM134 213V212H133ZM135 213H137V212H135ZM139 213V212H138ZM141 213V212H140ZM160 213V212H159ZM162 213V212H161ZM202 213V212H201ZM200 213V214H201ZM125 214V213H124ZM150 214H151V212H150ZM150 214H149V216H150ZM157 214V213H156ZM33 215H35V214H33ZM32 215V216H33ZM43 215V216H44ZM180 215V214H179ZM178 215V216H179ZM30 216V215H29ZM32 216H31V218H27V220H29L30 219V227H31V230H33V228H34V230L33 231H36L35 230V225L39 222V220H38V218H36V217H34L33 216V218H32ZM43 216L41 217V218H43ZM51 216V215H50ZM49 216V217H50ZM121 216V215H120ZM137 216V215H136ZM141 216H142V214H141ZM146 216H147V214H146ZM156 216V215H155ZM159 217L161 216V215H158ZM183 216V215H182ZM40 217V216H39ZM54 217V218H55ZM135 217V216H134ZM133 217V218H134ZM164 217V216H163ZM186 217V216H185ZM54 218H52V219H54ZM131 218V217H130ZM129 218V219H130ZM201 218V216L199 217V219ZM48 219V218H47ZM125 220H126V218H124ZM123 219V220H124ZM132 219V218H131ZM137 219V218H136ZM135 219V220H136ZM143 219V218H142ZM149 219V218H148ZM157 219H159V218H157ZM41 220V219H40ZM44 220V219H43ZM51 220V219H50ZM82 220H83V218H82ZM139 220H141V219H139ZM146 220H147V218H146ZM160 220V219H159ZM159 220H158V222H159ZM164 220H166V219H164ZM243 218L242 217H239L238 219H236L234 222H233V224H232V227H234L235 229H236V231H237V233H236V235H234V236H230V235H226L225 233H220V232H218V231H216V230H214V232L211 234L210 233V230L211 229H209V231H207V235H206V237H207V241H208V243L209 244H211L214 248H215V252H214V256H213V260H212V262L210 263V264H252L253 262H254V264H259L256 260H255V258L253 257V255H252V253H251V249H250V246H249V241H248V238H247V232H246V230L244 229V225H243ZM7 221H9V222H11V220H7ZM25 221V219L24 218H22V219H17L16 221H15V223H17V228H18V230L19 229H23V227H24V224H23V222ZM42 221V220H41ZM45 221V220H44ZM143 221V220H142ZM154 221V220H153ZM3 222V221H2ZM47 222V221H46ZM52 222V221H51ZM53 222H56L55 220H53ZM56 222V224H54V225H57V224H59V223H57ZM65 222H66V224H65ZM124 222V221H123ZM126 222V221H125ZM151 222V221H150ZM158 222H157V225H155V223H156V221H155V223H154V225L155 226H157V228L159 227V224H158ZM160 222H161V220H160ZM201 222V225L202 226H204V227H206V222L205 221H203V220H201L200 221ZM6 223H8V222H6ZM28 223V224H29ZM41 223V222H40ZM40 223H38V224H40ZM137 223H138V221H137ZM140 223L142 224V223H144V222H141L140 221ZM2 224V223H1ZM11 224V223H10ZM10 224H8V225H10ZM48 224V223H47ZM46 224V225H47ZM76 224V223H75ZM152 224V223H151ZM151 224H149V225H151ZM161 224V223H160ZM162 224H164V222L162 223ZM162 224L160 225V226H162ZM15 225V224H14ZM53 225V226H54ZM127 225H129L130 226V223H127ZM144 225V224H143ZM145 225H146V223H145ZM144 225V226H145ZM153 225V226H154ZM165 225H168V223H166V224H164L163 225V229H162V231H164V230H170V227H168V226H165ZM7 226V225H6ZM11 226V225H10ZM35 226V227H34ZM39 226V225H38ZM42 226V225H41ZM50 227H51V225H49ZM48 226V227H49ZM58 226V225H57ZM13 227V226H12ZM15 227V229H16V226H14ZM13 227V228H14ZM48 227H45L46 229L48 228ZM83 227V226H82ZM81 227V228H82ZM149 227V226H148ZM43 228V227H42ZM53 228V227H52ZM51 228V229H52ZM54 228H56V226H54ZM59 229H60V227H58ZM68 228V227H67ZM155 228V227H154ZM212 228V227H211ZM39 229V228H38ZM57 229V228H56ZM84 229H85V227H84ZM84 229H83V231H84ZM156 229V228H155ZM14 230V229H13ZM21 230H19V231H21ZM47 230H49V231H52V230H50V229H47ZM81 230V229H80ZM152 230V229H151ZM156 230H158V229H156ZM17 231V230H16ZM40 231V230H39ZM39 231H38V233H39ZM46 231V230H45ZM159 231V230H158ZM173 231V230H172ZM21 232H23V231H21ZM48 232V231H47ZM57 232V231H56ZM160 232V231H159ZM166 232V231H165ZM170 232V231H169ZM18 233H20V232H18ZM37 233V232H36ZM41 233H45V232H41ZM79 233V232H78ZM82 233V232H81ZM21 234V233H20ZM24 234V233H23ZM117 234V233H116ZM123 233H121V235H122ZM168 234V233H167ZM15 235V234H14ZM38 235V234H37ZM43 235V234H42ZM45 235V234H44ZM120 236V235H119ZM118 236V237H119ZM123 236V235H122ZM125 236H126V234H125ZM131 236V235H130ZM22 237V236H21ZM38 237H41V236H37V240H39V241H37V243H36V248L38 247L39 249L41 248V250H46L45 248H47V245H49V243H52L53 242V239L51 238V236H49L50 238L49 239H45V238H48V237H46L45 236V238L44 237H41V238H38ZM14 238V237H13ZM120 238V237H119ZM161 238H164V237H161ZM4 239V238H3ZM8 239V238H7ZM25 236L23 237V238H21L19 241H17V242H15L14 240H12V242H13V245H16V246H19V245H23L24 246V252L25 253H29L30 252V248H31V246L25 241ZM91 239V238H90ZM123 239H124V237H122V241H123ZM154 238L152 237V240H153ZM117 240H118V238H117ZM133 240V239H132ZM3 241V240H2ZM125 241V240H124ZM154 241V240H153ZM7 242V241H6ZM9 242V241H8ZM7 242V243H8ZM80 242V241H79ZM124 242H122V244H123ZM126 243V242H125ZM19 244V245H18ZM96 244H99L98 242H96ZM109 244V243H108ZM52 245H54V244H52ZM51 245V246H52ZM125 245V244H124ZM5 246V245H4ZM4 246H3V248H4ZM15 246V247H16ZM101 246V245H100ZM152 247H151V250L149 251V253H148V251H146V253L147 254H145L144 255V262H143V264H171V261H170V257H169V254L167 253V251H168V247H167V245H162L161 243H160V238L158 239H156L155 240V243H154V245L152 244L151 245ZM15 247H10V249H13V248H15ZM97 247V246H96ZM105 247V246H104ZM141 247V246H140ZM167 247V248H166ZM109 248V247H108ZM114 248V247H113ZM115 249V248H114ZM119 249H120V247H119ZM119 249H118V251H119ZM123 249V248H122ZM126 249V248H125ZM14 250V249H13ZM76 250V249H75ZM103 250H106V249H103ZM113 250V249H112ZM9 251H11L10 253H9ZM109 251V250H108ZM48 252V251H47ZM110 252V251H109ZM109 252H107V250H106V252H102V250H101V252H100V255H98V257H99V263L100 264H116L117 263V261H119L115 256H114V254H113V252L112 253H109ZM122 252V251H121ZM137 252V251H136ZM12 250H9V248H8V251H7V249L5 250V249H3L2 250V255H0L1 256V258H0V264H13L12 263V258L13 257H15V255L12 253ZM15 253V252H14ZM48 253H51L52 254V256H54V253H52L51 251H49ZM47 253V254H48ZM101 253H102V256H101ZM17 254V253H16ZM47 254H44V255H47ZM50 255V254H49ZM56 255V254H55ZM90 255V254H89ZM134 255V254H133ZM51 256V257H52ZM87 256V255H86ZM119 256V255H118ZM80 257H81V255H80ZM84 257V256H83ZM16 259H17V256L15 257ZM41 257H35L34 259H33V261L31 262V263H29V264H45L46 263V260H45V263L43 262V260L41 259V260H39ZM47 258H50L49 256L47 257ZM55 258V257H54ZM58 259H59V257H57ZM45 259V258H44ZM54 261H55V259H53ZM57 260V259H56ZM62 260V259H61ZM61 260H59V261H61ZM89 260V259H88ZM48 261V260H47ZM53 261V262H54ZM92 261V260H91ZM90 261V262H91ZM143 261V260H142ZM62 262V261H61ZM61 262H59L60 264H61ZM134 262V261H133ZM133 262L132 261H127V264H133ZM25 263H27V262H25ZM48 263L50 264V263H52V262H49L48 261ZM55 263H56V261H55ZM86 263V262H85ZM92 263V262H91ZM19 264H24V262H19ZM97 264V263H96Z\"/></svg>",
	"mask_w": 264,
	"mask_h": 264
}]
</instances>
